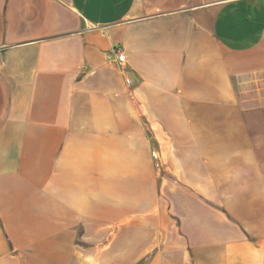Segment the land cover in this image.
Instances as JSON below:
<instances>
[{"label": "crops", "instance_id": "0c3cea01", "mask_svg": "<svg viewBox=\"0 0 264 264\" xmlns=\"http://www.w3.org/2000/svg\"><path fill=\"white\" fill-rule=\"evenodd\" d=\"M0 264H264V0H0Z\"/></svg>", "mask_w": 264, "mask_h": 264}, {"label": "built area", "instance_id": "2783aa9c", "mask_svg": "<svg viewBox=\"0 0 264 264\" xmlns=\"http://www.w3.org/2000/svg\"><path fill=\"white\" fill-rule=\"evenodd\" d=\"M115 53H116V59L117 61L122 64L124 62V53H123V50L121 48H117L115 49ZM125 82L126 84H129L130 83V79L129 78H126L125 79Z\"/></svg>", "mask_w": 264, "mask_h": 264}]
</instances>
